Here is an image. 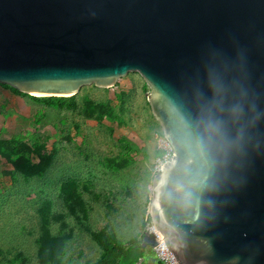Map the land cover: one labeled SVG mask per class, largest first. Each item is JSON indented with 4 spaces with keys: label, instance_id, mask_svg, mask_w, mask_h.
<instances>
[{
    "label": "water",
    "instance_id": "95a60500",
    "mask_svg": "<svg viewBox=\"0 0 264 264\" xmlns=\"http://www.w3.org/2000/svg\"><path fill=\"white\" fill-rule=\"evenodd\" d=\"M129 73L173 150L148 212L168 251L264 264V0H0L1 85L69 98Z\"/></svg>",
    "mask_w": 264,
    "mask_h": 264
},
{
    "label": "rangeland",
    "instance_id": "374dc122",
    "mask_svg": "<svg viewBox=\"0 0 264 264\" xmlns=\"http://www.w3.org/2000/svg\"><path fill=\"white\" fill-rule=\"evenodd\" d=\"M150 93L129 73L109 89L84 86L74 107L59 108L0 84V264H94L108 242L140 237L162 133ZM36 144L51 156L38 172L27 152Z\"/></svg>",
    "mask_w": 264,
    "mask_h": 264
},
{
    "label": "trees",
    "instance_id": "16d2710c",
    "mask_svg": "<svg viewBox=\"0 0 264 264\" xmlns=\"http://www.w3.org/2000/svg\"><path fill=\"white\" fill-rule=\"evenodd\" d=\"M46 102L48 104H54L59 108H63V107L72 108L75 106V101L73 100V97H69V98L50 97L46 100ZM20 146L22 147L23 145ZM27 152H29L37 159V163L35 164L36 167H34L35 172L43 171L45 167H48L51 160V156L45 144L33 145L32 148L27 150ZM21 168L22 167L19 165L16 166V172L20 171ZM61 193L64 196V198H66L65 199L66 201H73L71 199L72 197L66 195L67 193H70V191H69V187L65 186V184L62 186ZM74 203L76 204V202ZM148 223H150V218H148ZM46 238L47 240H52L53 237L47 234ZM139 248L140 245L136 239L131 240L127 245L108 242L107 244L102 246L103 253L101 257L98 260H96L94 264H135L139 256L137 255L135 257H132L130 256V254L132 253V251L139 250Z\"/></svg>",
    "mask_w": 264,
    "mask_h": 264
},
{
    "label": "built area",
    "instance_id": "2783aa9c",
    "mask_svg": "<svg viewBox=\"0 0 264 264\" xmlns=\"http://www.w3.org/2000/svg\"><path fill=\"white\" fill-rule=\"evenodd\" d=\"M156 155L153 159V163L151 166V172L154 176L159 174L163 168V166L169 163L174 155L173 150L168 141L164 138L163 134L160 133L155 141ZM148 232L152 233L156 244L152 248L155 258L157 259L159 264H178L173 257V255L166 248L162 238L157 233V231L149 225L147 228Z\"/></svg>",
    "mask_w": 264,
    "mask_h": 264
},
{
    "label": "crops",
    "instance_id": "0c3cea01",
    "mask_svg": "<svg viewBox=\"0 0 264 264\" xmlns=\"http://www.w3.org/2000/svg\"><path fill=\"white\" fill-rule=\"evenodd\" d=\"M148 218H146V224H144V229L143 231H141L140 233V237L138 239H136L139 242L140 248H139V252H138V263L136 262L135 264H158L157 259L155 258V255L153 253L152 248L149 246V244L151 243V234L148 232L147 228L149 225H151V223H148ZM143 226V223H141V227ZM145 252H151L152 256H153V260L150 261V263H145L142 259V254Z\"/></svg>",
    "mask_w": 264,
    "mask_h": 264
}]
</instances>
